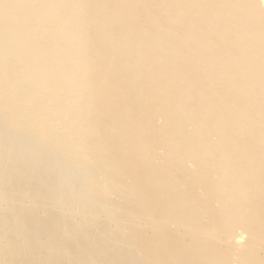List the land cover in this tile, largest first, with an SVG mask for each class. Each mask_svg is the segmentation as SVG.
I'll return each mask as SVG.
<instances>
[{"label":"bare ground","instance_id":"1","mask_svg":"<svg viewBox=\"0 0 264 264\" xmlns=\"http://www.w3.org/2000/svg\"><path fill=\"white\" fill-rule=\"evenodd\" d=\"M0 264H264V0H0Z\"/></svg>","mask_w":264,"mask_h":264}]
</instances>
